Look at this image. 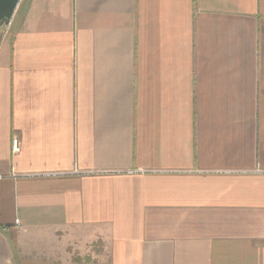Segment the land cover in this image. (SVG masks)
<instances>
[{"label":"crops","instance_id":"0c3cea01","mask_svg":"<svg viewBox=\"0 0 264 264\" xmlns=\"http://www.w3.org/2000/svg\"><path fill=\"white\" fill-rule=\"evenodd\" d=\"M0 264H264V0H20Z\"/></svg>","mask_w":264,"mask_h":264},{"label":"water","instance_id":"95a60500","mask_svg":"<svg viewBox=\"0 0 264 264\" xmlns=\"http://www.w3.org/2000/svg\"><path fill=\"white\" fill-rule=\"evenodd\" d=\"M19 3L20 0H0V27L10 22Z\"/></svg>","mask_w":264,"mask_h":264},{"label":"built area","instance_id":"2783aa9c","mask_svg":"<svg viewBox=\"0 0 264 264\" xmlns=\"http://www.w3.org/2000/svg\"><path fill=\"white\" fill-rule=\"evenodd\" d=\"M19 150H20V145H19L18 139L16 138V139H14V142H13V151L17 152Z\"/></svg>","mask_w":264,"mask_h":264}]
</instances>
